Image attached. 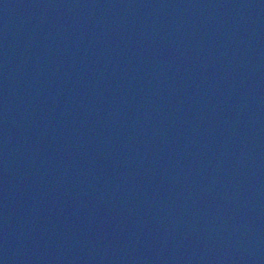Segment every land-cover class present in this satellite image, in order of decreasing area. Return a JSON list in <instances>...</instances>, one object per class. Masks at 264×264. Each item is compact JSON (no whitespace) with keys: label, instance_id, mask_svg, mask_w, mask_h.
Listing matches in <instances>:
<instances>
[{"label":"water","instance_id":"1","mask_svg":"<svg viewBox=\"0 0 264 264\" xmlns=\"http://www.w3.org/2000/svg\"><path fill=\"white\" fill-rule=\"evenodd\" d=\"M0 264H264V0H0Z\"/></svg>","mask_w":264,"mask_h":264}]
</instances>
